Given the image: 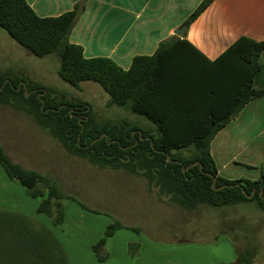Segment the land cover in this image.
<instances>
[{"label":"trees","instance_id":"obj_1","mask_svg":"<svg viewBox=\"0 0 264 264\" xmlns=\"http://www.w3.org/2000/svg\"><path fill=\"white\" fill-rule=\"evenodd\" d=\"M212 1L201 0L184 24H190ZM82 9L78 2L59 15L39 16L26 0H0V27L35 56L56 54L60 61L57 73L72 86L79 87L82 81L99 84L109 95V105L127 107L150 120L153 127H126L124 122L96 130L90 125V117L85 119L88 110L84 103L57 101L47 88L32 81L17 89L19 79L9 80L4 73L0 74V100L4 94L12 101L25 102L27 107L21 108L70 154H87L101 165L144 170L183 208L230 206L255 198L259 209L264 210V198L259 196L260 190L264 196L263 174L255 180L222 178L209 152L214 134L249 100L264 94V42L240 36L209 60L187 40L171 36L173 43L162 41L152 55L133 56L129 68L123 69L108 57H84L82 46L69 41ZM172 56L175 61L169 60ZM256 84L261 86L255 88ZM24 91L30 93L25 96ZM103 134L106 137L97 139ZM189 146L193 150L185 157L176 151ZM195 161L197 164L182 171L183 166ZM0 166L30 196L42 198L39 212L53 217L54 225L62 222V200L71 196L47 175L11 161L1 145ZM251 192L248 198L246 194ZM121 227L112 222L92 245L98 261L107 258L103 252L106 239ZM246 253L239 252L232 264L248 262Z\"/></svg>","mask_w":264,"mask_h":264},{"label":"rangeland","instance_id":"obj_2","mask_svg":"<svg viewBox=\"0 0 264 264\" xmlns=\"http://www.w3.org/2000/svg\"><path fill=\"white\" fill-rule=\"evenodd\" d=\"M59 65L56 54L35 56L0 27V74L4 73L9 80L18 78L17 87L32 81L47 88L57 101L84 103L88 107L86 117H90V125L96 130L105 124L111 129L124 122L126 127L152 126L150 120L127 107L109 105V95L99 84L82 81L79 87L72 86L58 75ZM29 93L23 92L25 96ZM1 99L0 128L9 138L2 146L11 152V157L28 165L19 164L23 168L47 175L64 194L71 196L62 200L67 224L85 227L88 242L101 238L106 227L116 221L122 227L115 230L112 241L121 240L130 257L138 256L143 247V262L151 259L152 264H175L176 261L181 264H232L237 256L236 247L240 252L247 251L246 258L264 259V210L259 209L255 198L230 206L183 208L162 192L144 170L101 165L92 162L87 154H70L21 108L27 107L25 102L12 101L4 94ZM80 119L82 121L83 116ZM11 120L24 121L23 128L33 130L32 134L40 137L24 134L19 138L6 126L5 122ZM192 150L193 146H189L176 151L185 157ZM255 169L258 174L257 171L249 172L255 173L256 178L251 175L234 178L257 179L261 173L264 175L262 165ZM108 251L111 250L104 245L103 252L107 254ZM88 252L96 259L94 252L90 249Z\"/></svg>","mask_w":264,"mask_h":264},{"label":"crops","instance_id":"obj_3","mask_svg":"<svg viewBox=\"0 0 264 264\" xmlns=\"http://www.w3.org/2000/svg\"><path fill=\"white\" fill-rule=\"evenodd\" d=\"M200 1L26 0L39 16H56L81 2L83 9L70 31L69 41L82 46L84 57H108L123 69L129 68L133 56L152 55L162 41L173 43L171 36L187 40L209 60H214L240 36L264 42V0H213L186 24L184 37L176 35L174 32ZM169 60L175 61V57ZM5 123L19 138L24 134L40 137L32 134L33 130L24 129L22 120ZM3 133L0 128L1 146L9 139ZM5 147L10 158L12 154ZM209 152L220 177L256 178L249 170L257 171V165L264 168V94L249 100L214 134ZM11 158L28 166L23 160ZM15 182L0 166V264H152L151 259L142 261L143 247L138 256H128L121 240L112 241L114 234L105 243L111 250L107 258L97 261L88 255V249L93 252L92 245L98 238L88 242L85 227L67 224L65 209L62 222L54 225L53 217L38 211L42 198L30 196L24 186ZM235 251L237 259L240 251L237 247ZM243 264H264V259L256 261L250 256Z\"/></svg>","mask_w":264,"mask_h":264},{"label":"water","instance_id":"obj_4","mask_svg":"<svg viewBox=\"0 0 264 264\" xmlns=\"http://www.w3.org/2000/svg\"><path fill=\"white\" fill-rule=\"evenodd\" d=\"M185 29H186V24H183V25L180 26L179 29H177L174 33H175L176 35L180 36V37H184V31H185ZM19 86H20V84L18 85L17 89L19 88ZM25 89H26V87H25ZM87 110H88V107H86V111H87ZM85 119H87V117H85ZM80 120H81V119L79 118V122H81ZM133 133H134V132H133ZM133 133H132V134H133ZM139 134H140V132H139ZM102 136L106 137V134L100 135L97 139H100ZM167 156H168V154H167ZM195 164H197V161H195V162H193V163H191V164H189V165H187V166H183L182 171L187 170L189 167L194 166ZM198 165H199V168H200V167H201V166H200V163H198ZM214 182H215V178H213L212 185H214ZM252 195H253V192H251L250 194H246V196H247L248 198H250ZM259 196H261L262 198H264V196H262V191H261V190L259 191Z\"/></svg>","mask_w":264,"mask_h":264}]
</instances>
